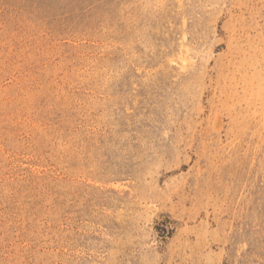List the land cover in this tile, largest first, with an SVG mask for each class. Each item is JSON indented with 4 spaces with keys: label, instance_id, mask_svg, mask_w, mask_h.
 Segmentation results:
<instances>
[{
    "label": "rangeland",
    "instance_id": "1",
    "mask_svg": "<svg viewBox=\"0 0 264 264\" xmlns=\"http://www.w3.org/2000/svg\"><path fill=\"white\" fill-rule=\"evenodd\" d=\"M0 264H264V0H0Z\"/></svg>",
    "mask_w": 264,
    "mask_h": 264
}]
</instances>
